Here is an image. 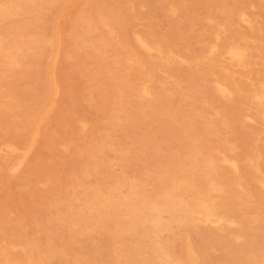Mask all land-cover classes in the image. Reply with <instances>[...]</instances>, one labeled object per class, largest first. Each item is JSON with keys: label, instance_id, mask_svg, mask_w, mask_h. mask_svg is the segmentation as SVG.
I'll use <instances>...</instances> for the list:
<instances>
[{"label": "rangeland", "instance_id": "obj_1", "mask_svg": "<svg viewBox=\"0 0 264 264\" xmlns=\"http://www.w3.org/2000/svg\"><path fill=\"white\" fill-rule=\"evenodd\" d=\"M261 83L264 0H0V264H143L156 207L201 191L166 250L264 264Z\"/></svg>", "mask_w": 264, "mask_h": 264}, {"label": "bare ground", "instance_id": "obj_2", "mask_svg": "<svg viewBox=\"0 0 264 264\" xmlns=\"http://www.w3.org/2000/svg\"><path fill=\"white\" fill-rule=\"evenodd\" d=\"M200 1V0H199ZM197 2V1H196ZM73 3V2H72ZM140 5V4H139ZM252 5V4H251ZM171 6V5H170ZM183 7V6H182ZM182 9V8H181ZM172 7H171V12H172ZM223 10V9H222ZM65 11V10H64ZM64 11H62V12H64ZM167 11H169V10H167ZM174 11V10H173ZM221 12V11H220ZM173 13V12H172ZM192 14H194V13H192ZM243 14H245V13H243ZM172 15V14H171ZM191 15V14H190ZM222 15V14H221ZM59 17H61V16H59ZM194 17V16H193ZM198 17V16H197ZM241 17V16H240ZM246 18H248V16L246 17ZM206 19V18H205ZM59 20V19H58ZM57 21V20H56ZM104 21V20H103ZM181 21H182V19H181ZM207 21H209V20H207ZM193 22V21H192ZM192 22H190L189 21V23H192ZM59 23V22H58ZM103 24V23H102ZM210 24H211V22H210ZM216 24H217V22H216ZM246 24H249V21L248 22H246ZM217 25H220V24H217ZM236 25H237V23H236ZM58 26V25H57ZM108 26V25H107ZM224 26V25H223ZM250 26V25H249ZM104 27V26H103ZM105 28V27H104ZM108 28H109V26H108ZM220 28V27H219ZM223 28V27H222ZM224 29V28H223ZM222 29V30H223ZM55 30H56V28H55ZM110 30V29H109ZM192 30V29H191ZM218 30H220V29H218ZM230 30V29H229ZM113 31V30H112ZM226 31H227V29H226ZM58 32V29H57V31H56V33ZM219 32V31H218ZM107 33H109V32H107ZM112 33V32H111ZM111 33H109V35L111 34ZM221 33V32H220ZM235 33V32H234ZM135 34V33H134ZM59 34H57V35H55L56 37L58 36ZM109 35H108V37H109ZM189 35V34H188ZM213 35H214V33H213ZM87 36V35H86ZM111 36V35H110ZM135 36V35H134ZM245 36V35H244ZM55 37V39H56V41H58L57 40V38ZM88 37V36H87ZM218 37V36H217ZM240 37V36H239ZM60 38V37H59ZM58 38V39H59ZM84 38V37H83ZM110 38V37H109ZM113 38V37H112ZM219 38V37H218ZM85 39H88V38H85ZM115 39V38H114ZM136 38H134V40H135ZM139 39V38H138ZM241 39V38H240ZM47 40H49V39H46V42H47ZM51 40V39H50ZM113 40V39H112ZM116 40V39H115ZM215 40V39H214ZM106 41V40H105ZM232 41V40H231ZM240 41V40H239ZM52 41H50V43H51ZM136 42H137V39H136ZM217 42H218V40H217ZM244 42V41H243ZM59 43V42H58ZM145 43V42H144ZM232 43V42H231ZM234 43V42H233ZM245 43V42H244ZM49 44V43H48ZM117 44H118V41H117ZM120 44V43H119ZM139 44V43H138ZM146 44V43H145ZM213 44V43H212ZM240 44V43H239ZM91 45L93 46V44L91 43ZM91 45H90V47H91ZM148 45V44H147ZM181 45V44H180ZM216 45V44H215ZM50 46H52L51 44H50ZM120 46H121V44H120ZM119 46V47H120ZM141 46V45H140ZM211 46V45H210ZM86 47V46H85ZM227 47H229V46H227ZM244 47V46H243ZM56 48V47H55ZM121 48V47H120ZM123 49V48H122ZM187 49V48H186ZM209 49V48H208ZM59 49L57 48V51H58ZM98 50V49H97ZM124 50V49H123ZM156 50V49H155ZM155 50H153V51H155ZM213 50V49H212ZM222 50V49H221ZM228 50V54L230 53V55L232 56V57H237V58H239L240 57V55L242 54L240 51H239V49H238V47L236 46V45H231L228 49L226 48V50H225V52ZM245 50V49H244ZM28 51V50H27ZM56 51V50H55ZM56 51V52H57ZM93 51H95V50H93ZM147 51H149V50H147ZM168 51H170V50H168ZM217 51V50H216ZM215 50H214V52L213 53H217ZM241 51H243V49H241ZM96 52V51H95ZM124 52V51H123ZM172 52V51H171ZM170 52V53H171ZM188 52V51H187ZM55 53V52H54ZM107 53V52H106ZM148 53V52H147ZM161 53V52H160ZM57 54H58V52H57ZM127 54V53H126ZM125 54V55H126ZM210 54H212V53H210ZM209 54V55H210ZM71 55V54H70ZM106 55V54H105ZM161 55V54H160ZM166 55V54H165ZM169 55H172V54H169ZM149 56V55H148ZM167 56V55H166ZM166 56H165V59H166ZM50 57V56H49ZM156 57V56H155ZM161 57V56H160ZM175 57H176V55H175ZM178 57V56H177ZM229 57V56H228ZM88 58V57H87ZM173 58V57H172ZM179 58V57H178ZM48 59V58H47ZM50 59V58H49ZM160 59V58H159ZM241 59V58H240ZM243 59V58H242ZM100 60V59H99ZM179 60V59H178ZM178 60H177V62H178ZM237 60V59H236ZM239 60V59H238ZM55 61H56V59H55ZM129 61V60H128ZM127 61V62H128ZM165 61V60H164ZM182 61H184V60H182ZM189 61V60H188ZM191 61V60H190ZM194 61H196V60H194ZM241 61V60H240ZM52 62V61H51ZM130 62H131V60H130ZM133 62V61H132ZM192 62V61H191ZM16 63V62H15ZM136 63V62H135ZM237 65H238V63H236ZM15 65V64H14ZM18 65V64H17ZM16 65V66H17ZM48 65V64H47ZM137 65H138V63H137ZM130 67H131V65H129ZM142 67V66H141ZM49 68H51V66L49 67ZM55 68V67H54ZM46 69H48V68H46ZM130 69V68H129ZM132 69V68H131ZM141 69V68H140ZM48 72H49V69L47 70ZM53 72V71H52ZM50 73V72H49ZM154 74H155V72H154ZM139 75V74H138ZM141 75V74H140ZM143 77V76H142ZM147 78V77H146ZM170 78V77H169ZM48 80V79H47ZM91 80V79H90ZM127 80H129V79H127ZM142 80H144V79H142ZM141 80V81H142ZM149 80V79H148ZM124 80H122V82H123ZM130 81V80H129ZM137 81V80H136ZM140 81V82H141ZM147 81V80H146ZM93 82V81H92ZM143 82H145V81H143ZM143 82H141V83H143ZM159 82V81H158ZM49 83V82H48ZM95 83V82H94ZM125 83H128V82H125ZM148 83H149V81H148ZM161 83V82H160ZM55 84H56V82H55ZM96 84V83H95ZM144 84V83H143ZM142 84V85H143ZM159 84V83H158ZM163 84V83H162ZM215 84V83H214ZM213 84V85H214ZM53 85V84H52ZM146 85V84H145ZM149 85V84H148ZM161 85V84H160ZM159 85V86H160ZM212 85V84H211ZM221 85V84H220ZM261 85H262V83H261ZM264 85V84H263ZM263 85H262V87H263ZM141 86V85H140ZM156 86V85H155ZM165 86V85H164ZM177 86V85H176ZM54 87H55V85H54ZM59 87V86H58ZM178 87V86H177ZM261 87V86H260ZM146 88V87H145ZM161 88V87H160ZM179 88V87H178ZM214 88H215V86H214ZM217 88V87H216ZM226 88V87H225ZM50 89V88H49ZM52 89H53V86H52ZM103 89V88H102ZM139 89V88H138ZM149 89V88H148ZM157 91H159L158 90V88H155ZM180 89V88H179ZM96 90V89H95ZM144 90V89H143ZM162 91H164L163 89H161ZM219 90V89H218ZM228 90V89H227ZM225 91V92H228V91ZM262 90H263V88H262ZM58 91V90H57ZM92 91V90H91ZM135 91H137V90H134V93H135ZM147 91V90H146ZM103 92V91H102ZM138 92V91H137ZM142 92V91H141ZM144 92H145V90H144ZM216 92V91H215ZM224 92V91H223ZM52 94H53V92H51ZM139 93V92H138ZM143 93V92H142ZM261 93V92H260ZM90 94V93H89ZM148 94H150V93H148ZM167 94V93H166ZM221 94H222V92H221ZM137 95V94H136ZM140 95V94H139ZM145 95V94H144ZM171 95V94H170ZM101 96V95H100ZM138 96V95H137ZM145 96H147V95H145ZM149 96V95H148ZM222 96V95H221ZM261 96V95H260ZM141 97V96H140ZM164 97H165V95H164ZM257 97H259V95L257 96ZM138 98V97H137ZM155 98V97H154ZM157 98H159V96L157 97ZM166 98V97H165ZM140 99V98H139ZM153 99V98H152ZM137 101H138V99H136ZM151 100V99H150ZM163 100V99H162ZM186 100V99H185ZM257 100V99H256ZM260 100H261V97H260ZM126 101V100H125ZM164 101H166L165 99H164ZM258 101V100H257ZM103 102H104V100H103ZM259 102V101H258ZM133 103V102H132ZM140 103V102H139ZM138 103V104H139ZM260 103V102H259ZM258 103V104H259ZM56 104V103H55ZM90 104V103H89ZM51 105V104H50ZM128 105V104H127ZM134 105V104H133ZM141 105V104H140ZM147 105V104H146ZM138 107V106H137ZM147 107H149V106H147ZM49 108V107H48ZM133 108V107H132ZM142 108H143V106L141 107V112H139L140 114L142 113L143 114V112H142ZM150 108V107H149ZM44 109V108H43ZM85 109V108H84ZM135 109V108H134ZM137 109V108H136ZM144 109V108H143ZM138 110V109H137ZM139 111V110H138ZM147 111V110H146ZM149 111V110H148ZM148 111H147V113H148ZM160 112V111H159ZM89 113V112H88ZM150 114V113H149ZM40 115V114H39ZM74 115V114H73ZM90 115H92V114H90ZM95 115V114H94ZM152 115V114H151ZM157 115V114H156ZM216 115V114H215ZM131 116V115H130ZM222 116V115H221ZM39 117V116H38ZM43 118L45 117V116H42ZM41 117V118H42ZM95 119H96V117H95ZM33 121V120H32ZM36 121H38V120H36ZM41 121H42V119H41ZM97 121V120H96ZM106 121V120H105ZM33 122H35V121H33ZM152 122V121H151ZM39 125V124H38ZM52 126V125H51ZM224 126V125H223ZM36 127V126H35ZM249 128V127H248ZM39 129V128H38ZM15 130V129H14ZM143 132V131H142ZM32 133V132H31ZM53 133V132H52ZM37 134H38V130H37ZM30 136H31V134H30ZM35 139V138H34ZM143 141V140H142ZM33 142V141H32ZM29 144V143H28ZM34 144V143H33ZM63 144V143H62ZM160 147V146H159ZM6 150V149H5ZM20 150V149H19ZM174 150V149H173ZM179 150V149H178ZM22 151H24V150H22ZM137 151V150H136ZM17 152H19V151H17ZM10 153H13V152H11L10 151ZM28 154V153H27ZM173 154V153H172ZM5 156V155H4ZM223 158H224V155H223ZM7 160V159H6ZM16 160V159H15ZM212 160V159H211ZM19 161V160H18ZM230 161V160H229ZM234 161V160H233ZM184 162V161H183ZM221 162H225V161H221ZM232 162V161H231ZM16 163H17V160H16ZM234 163L235 162H233L232 163V167H233V165H234ZM181 164H182V162H181ZM225 164H228V162H225ZM229 164H231V163H229ZM183 165V164H182ZM213 165V164H212ZM255 166V165H254ZM5 167V166H4ZM234 168V167H233ZM8 170V169H7ZM232 170V169H231ZM233 171V170H232ZM235 172V171H234ZM261 175V174H260ZM206 178V180H208V182H209V179H208V177H205ZM131 180H132V178H131ZM258 182V181H257ZM260 182V181H259ZM262 182V181H261ZM260 182V183H261ZM209 184V183H208ZM141 185V184H140ZM213 185V184H212ZM216 185V184H215ZM260 185H262V184H260ZM143 186V185H142ZM141 186V187H142ZM208 186L209 185H207V184H203V187H202V189H207L208 188ZM219 186V185H218ZM264 186V185H263ZM219 188V187H218ZM222 190V189H221ZM241 190V189H240ZM244 190V189H243ZM218 191V190H217ZM216 191V192H217ZM175 192V191H174ZM208 192H210V191H208ZM213 192V191H212ZM220 193V192H219ZM246 193V192H245ZM208 194V193H207ZM246 195V194H245ZM249 195V194H248ZM174 196V195H173ZM171 194H169V195H167V197H166V199H165V201H164V203H163V205H162V207H156V210H157V215L154 217L153 216V218H152V221H151V223L149 224V225H147V226H145V228H146V230H147V232H149V233H144L142 236H141V239L143 240V242H144V244H145V246L149 249V251L151 252V258L149 259V260H143L142 261V263L143 264H182L181 263V260H180V258H178L177 256H173V255H171L167 250H166V248H165V245L163 244V241L165 240V239H167V238H169L170 237V234L172 233V231H173V229L174 228H179V229H183V228H185V226H187V225H189V224H191L194 220H195V216L197 215V217H198V214H200V213H202V214H204V216L206 217V219H208V216H209V214H211V212H212V208H213V204L211 203V201L209 200V198H208V196L207 195H205L204 194V191H201V192H198L195 196H194V198H193V201L192 202H186V201H182L181 199H178V198H175V197H173ZM250 196V195H249ZM246 197V196H245ZM248 202V201H247ZM249 203V202H248ZM264 204V203H263ZM223 207V206H222ZM262 207V206H261ZM247 208V207H246ZM256 210V209H255ZM256 211H258V210H256ZM259 212V211H258ZM261 213H262V211H261ZM250 216H252V215H250ZM211 217V216H210ZM259 217V216H258ZM213 218H214V216H213ZM217 218H218V216H217ZM221 218H223V217H221ZM220 218V219H221ZM253 218V217H252ZM205 219V218H204ZM197 220H198V218H197ZM201 220V219H200ZM209 220V219H208ZM225 220V219H224ZM247 220V219H246ZM254 220V219H253ZM221 221H223V220H221ZM231 221H232V218H231ZM231 221H229V222H231ZM255 221V220H254ZM195 222H197V221H195ZM204 222V221H203ZM225 222H226V220H225ZM235 222V221H234ZM202 223V222H201ZM216 223H217V221H216ZM227 224H228V222H226ZM233 223V222H232ZM252 223V222H251ZM193 224V223H192ZM214 224V223H213ZM210 225H212V224H210ZM232 225V224H231ZM234 225V224H233ZM237 225H240L239 223H237ZM206 226H208V225H206ZM228 226V225H227ZM246 227V226H245ZM206 228V227H205ZM210 228V227H209ZM237 228V227H236ZM90 229H91V227H90ZM206 229H208V228H206ZM245 229V228H244ZM250 229H252V228H250ZM260 229V228H259ZM254 230V229H253ZM209 231V230H208ZM220 231H221V229H220ZM244 231V230H243ZM255 231V230H254ZM183 232V231H182ZM222 232V231H221ZM253 232V231H252ZM213 233V232H212ZM255 233V232H254ZM257 233V232H256ZM229 234H231V233H229ZM258 234V233H257ZM259 234H261V233H259ZM173 235V234H172ZM231 235H233V234H231ZM124 237V236H123ZM232 237V236H231ZM240 237V236H239ZM249 237V236H248ZM248 237H247V239H248ZM260 238H262V237H260ZM126 239V238H125ZM186 239L188 240V238L186 237ZM185 239V240H186ZM234 239V241L236 240L235 239V237L233 238ZM251 239V238H250ZM257 239V238H256ZM186 240V241H187ZM239 240V239H238ZM167 241V240H166ZM185 241V242H186ZM190 241V240H189ZM250 241H254V239L253 240H250ZM184 242V241H183ZM134 243V242H133ZM136 243V242H135ZM235 243H237V242H235ZM245 243V242H244ZM186 244V243H185ZM186 245H188V243L186 244ZM191 245V244H190ZM242 246V245H241ZM256 246H257V244H256ZM186 247H188V246H185V248ZM190 247V249H189V251H191L192 253L195 251L194 250V248L192 247V246H189ZM258 247V246H257ZM250 248V247H249ZM249 248H248V250H249ZM2 250H3V248H1ZM210 249V251L212 250V248L210 247L209 248ZM185 250V249H184ZM215 250V249H214ZM213 250V251H214ZM250 250H252V249H250ZM1 251V250H0ZM188 250L186 251L187 253L189 252ZM241 251V250H240ZM185 252V251H184ZM243 252V251H242ZM249 252V251H248ZM190 253V252H189ZM238 253V252H237ZM0 254H2V253H0ZM194 254H196V253H193V255ZM225 254V253H224ZM229 254V253H228ZM116 255V254H115ZM226 255H227V253H226ZM251 255V254H250ZM252 255H254L253 253H252ZM2 256V255H1ZM4 256V255H3ZM40 256V255H39ZM117 256V255H116ZM196 256V255H195ZM245 256V255H244ZM248 256H249V253H248ZM44 257V256H43ZM52 257V256H51ZM65 257V256H64ZM189 257V256H188ZM198 257V256H197ZM245 257H247V256H245ZM118 258H120V257H118ZM4 259H5V257H4ZM50 259H52V258H50ZM116 259V258H115ZM261 259H264V257H262ZM114 260V259H113ZM118 260V259H117ZM198 260V259H197ZM254 260H256L255 259V257H254ZM254 260H253V263H254ZM47 261V260H46ZM4 262V261H3ZM28 262V261H27ZM244 262H245V260H244ZM263 261H261V263H262ZM65 263V262H64ZM212 263V262H211ZM264 263V262H263ZM3 264V263H2ZM19 264V263H18ZM28 264H30V262H28ZM66 264V263H65ZM215 264V263H214ZM256 264H257V262H256Z\"/></svg>", "mask_w": 264, "mask_h": 264}]
</instances>
